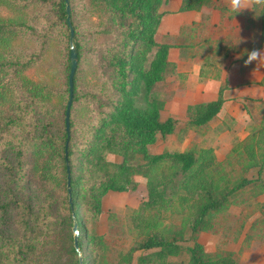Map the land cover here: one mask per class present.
<instances>
[{
    "label": "trees",
    "instance_id": "1",
    "mask_svg": "<svg viewBox=\"0 0 264 264\" xmlns=\"http://www.w3.org/2000/svg\"><path fill=\"white\" fill-rule=\"evenodd\" d=\"M209 1L182 0L178 11ZM166 2L69 0L78 53L69 136L66 1L0 0V264H241L233 252L206 251L198 237L243 191L264 193V113L232 145L240 178L226 173L212 146L150 152L179 129L178 120L161 118L167 102L154 92L172 67L170 45L156 38ZM253 5L264 32V0ZM222 91L187 108L186 128L218 116ZM254 169L258 178H248ZM140 176L147 196L129 215L132 244L111 262L89 224L109 193L135 191Z\"/></svg>",
    "mask_w": 264,
    "mask_h": 264
},
{
    "label": "crops",
    "instance_id": "2",
    "mask_svg": "<svg viewBox=\"0 0 264 264\" xmlns=\"http://www.w3.org/2000/svg\"><path fill=\"white\" fill-rule=\"evenodd\" d=\"M181 2L167 0L162 5L165 13L156 35L158 41L170 45L172 65L165 81L169 89L159 86L161 83L156 88L168 98L161 118L172 117L178 120V126L187 123L189 106L216 100L223 88V108L206 128H215L216 140L232 135L242 140L241 130L249 115L245 105L264 102L259 7L254 8L253 0H240V7L233 10L231 0H210L199 11L179 12ZM252 50L262 54L245 63ZM200 132L198 136L203 137L208 131ZM191 135L182 138L185 146L181 150L188 148ZM258 252L260 257L250 264H264V246Z\"/></svg>",
    "mask_w": 264,
    "mask_h": 264
},
{
    "label": "rangeland",
    "instance_id": "3",
    "mask_svg": "<svg viewBox=\"0 0 264 264\" xmlns=\"http://www.w3.org/2000/svg\"><path fill=\"white\" fill-rule=\"evenodd\" d=\"M264 32L261 30V45L263 44ZM172 67L165 75V80L158 83L154 92L168 102L167 96H163L157 91V86H165V81L170 75ZM41 76V75H40ZM164 83V84H163ZM159 88V87H158ZM167 88V89H166ZM168 90L169 87L165 86ZM160 90V89H159ZM262 102V99H260ZM248 117L244 121L242 136L248 135L252 125L259 124L264 113V102L256 105H245ZM165 110V109H164ZM165 120L164 118H162ZM177 133L159 137L154 145L149 147L150 152L159 154L165 151H176L184 148L181 142L182 138L189 133L192 134L188 148L212 146L218 148L217 157L223 163L226 173L234 179L240 178L242 174V160L236 155H232L231 148L238 139L235 137H220L215 139V128H202L200 130L190 131L186 128V123L178 126ZM184 130V131H183ZM206 136H198L200 131ZM112 161H120L119 156H110ZM248 178H258V170L254 169L247 175ZM264 178V174L262 175ZM139 183L135 191L125 193H109L103 201V213L101 216L89 224L88 230L93 234L104 237V243L107 246V256L111 262H116L122 253L130 248L133 241V233L129 227V215L138 208L143 199L147 196L146 180L143 177H136ZM80 215V212H78ZM260 221L256 223V221ZM264 193L257 195L256 192L247 190L240 194L237 203L225 209L218 217L219 225L210 232L199 235L198 242L205 246L206 251L210 253H229L233 252L239 263L250 264L253 260L260 257L259 250L264 246ZM79 231V225L75 224ZM74 225V226H75ZM73 226V229H74ZM80 239V232H79ZM191 245V242L184 243V246ZM181 259H185L184 256Z\"/></svg>",
    "mask_w": 264,
    "mask_h": 264
},
{
    "label": "water",
    "instance_id": "4",
    "mask_svg": "<svg viewBox=\"0 0 264 264\" xmlns=\"http://www.w3.org/2000/svg\"><path fill=\"white\" fill-rule=\"evenodd\" d=\"M67 3V13H68V17H67V23L69 25L70 28V60H71V72H70V76H69V89H70V99L68 102V106H67V112H66V127H67V131H68V135L70 136V111H71V107L73 104V99H74V76L75 73L77 71V67H78V53H77V49L75 47V41H74V27L72 25V21H71V10L69 7V0H65ZM68 148V141L66 144V149ZM71 184V174H70V169L68 168V185L70 186ZM74 233H75V248L76 250L79 252L80 256H81V251L79 249V231L77 226H74L73 229ZM82 260V258H81Z\"/></svg>",
    "mask_w": 264,
    "mask_h": 264
},
{
    "label": "clouds",
    "instance_id": "5",
    "mask_svg": "<svg viewBox=\"0 0 264 264\" xmlns=\"http://www.w3.org/2000/svg\"><path fill=\"white\" fill-rule=\"evenodd\" d=\"M232 3V8L233 10L238 9L240 7V0H231ZM261 52H258V50H252L250 52H248V58L245 61V63L250 62L252 60H256L258 58V56H261Z\"/></svg>",
    "mask_w": 264,
    "mask_h": 264
}]
</instances>
